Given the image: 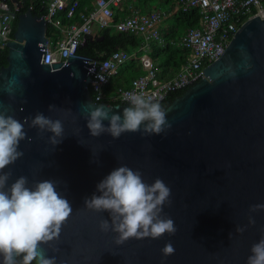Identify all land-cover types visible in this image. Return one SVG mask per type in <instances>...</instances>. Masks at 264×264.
Masks as SVG:
<instances>
[{
	"label": "water",
	"instance_id": "obj_1",
	"mask_svg": "<svg viewBox=\"0 0 264 264\" xmlns=\"http://www.w3.org/2000/svg\"><path fill=\"white\" fill-rule=\"evenodd\" d=\"M15 18L13 38L4 41L0 105L22 123L27 118V135L19 145L24 155L4 170L12 174L8 185L20 176L29 186L56 181L73 209L59 240L42 245L46 254L56 264H246L251 246L264 236V210L249 212L264 204V17L244 20L201 68L202 76L166 102L170 129L118 139L107 132L92 137L82 106L104 104L122 114L127 98L93 101L88 81L94 60L66 54L65 61L41 63L45 21L29 10ZM37 112L62 120L60 144L51 143V132L31 127ZM119 166L139 170L146 183L160 178L170 187L172 203L163 211L175 222L174 236L117 245L115 233L99 230L110 216L88 210L85 198L100 195L98 183ZM249 215L255 225H248ZM245 226L242 234L236 231ZM169 242L175 254L164 257Z\"/></svg>",
	"mask_w": 264,
	"mask_h": 264
},
{
	"label": "clouds",
	"instance_id": "obj_2",
	"mask_svg": "<svg viewBox=\"0 0 264 264\" xmlns=\"http://www.w3.org/2000/svg\"><path fill=\"white\" fill-rule=\"evenodd\" d=\"M127 101L129 106L123 108L122 114L114 113L104 104L83 105L88 113L89 134L99 137L107 132L118 139L124 133L160 135L171 128L159 102L137 94H129ZM54 109V105L49 106L50 111ZM104 121H108L107 126ZM26 122L27 118L22 123L13 115H7L0 105V264H33V261L56 264V257H49L42 245L59 240L62 226L73 211L70 202L57 190L56 181L46 179L29 186L28 178L20 176L9 186L12 174L4 171L24 155L19 145L27 135ZM31 127L51 132L53 145L64 139V124L60 119L37 112ZM28 139L31 142V138ZM97 191L100 195L85 198V207L97 213L108 212L111 222L102 219L98 228L103 233H115V244L122 245L133 238L160 239L165 234H176L175 222L163 211L172 201L171 189L162 179L156 178L149 184L139 170L119 166L98 183ZM259 210H264V204L249 208L250 213ZM255 223L249 215L248 225ZM245 230L246 226L236 228L241 234ZM161 251L164 257L175 254L171 242ZM250 253L246 264H264V236L251 246Z\"/></svg>",
	"mask_w": 264,
	"mask_h": 264
},
{
	"label": "built area",
	"instance_id": "obj_3",
	"mask_svg": "<svg viewBox=\"0 0 264 264\" xmlns=\"http://www.w3.org/2000/svg\"><path fill=\"white\" fill-rule=\"evenodd\" d=\"M120 1L91 0L89 7L77 10V0H39L44 11L41 17L58 30L54 42L47 37L41 63L65 61L66 54L75 55L76 47L86 35L94 37L104 27L111 26L115 31L130 32L141 38L140 45L132 52L116 49L102 59H93L97 65L90 72L88 89L95 102L122 103L129 94L159 102L179 93L202 76L201 68L217 57L244 20L264 17V0H174L168 11L139 12L129 8L125 15L113 21V9L119 7ZM24 2H28L26 10L30 11L31 0H0V48L5 47L4 41L13 38L12 20ZM190 8L198 9L196 26L185 28L170 41H177L186 54L172 73L160 77L154 61L146 53L149 43L163 45L164 34L169 31L164 21L176 11ZM59 11L64 13L65 23L55 17ZM130 59L137 62L142 74L132 78L125 88L108 87L118 67Z\"/></svg>",
	"mask_w": 264,
	"mask_h": 264
},
{
	"label": "trees",
	"instance_id": "obj_4",
	"mask_svg": "<svg viewBox=\"0 0 264 264\" xmlns=\"http://www.w3.org/2000/svg\"><path fill=\"white\" fill-rule=\"evenodd\" d=\"M90 1L91 0H77V10H81L83 7H89ZM173 2L174 0H121L119 7L113 9L112 20L116 21L119 17L125 15L129 8H133L139 12H149L154 9L168 11ZM27 5L28 2H24L17 13L24 12L27 9ZM31 5L32 7L30 12L33 15L43 14L44 11L43 9H40L39 0H31ZM55 17H58L61 23H65L67 21L63 12H57ZM197 18V8H190L187 11H176L173 15L166 19L170 20L169 24L171 25H168L169 31L164 34V44L158 46L154 42L149 43V47L146 51H149L148 55L154 61L160 77H167V75L172 73L186 54L185 50L181 49L179 51L177 49H172L170 46V41L175 36L179 35L176 32V27H180L183 30L187 27H194L197 24ZM15 21L16 18L14 17L11 25V35L15 28ZM45 35L50 38L52 42H54L58 35V30L51 25L46 24ZM140 43L141 38L136 34L115 31L111 26H109L99 29L94 37L86 35L83 42L76 47L75 54L91 59H102L116 49L132 52L137 49ZM5 54L6 48H0V66L6 64L4 57ZM140 74H142V70L137 62L133 59L127 60L118 67L116 74L111 77L108 87L114 86L125 88L129 85L132 78ZM89 94L91 96L90 91ZM173 95L174 94H171L166 99L159 101L161 107H163ZM33 264H37V262L33 261Z\"/></svg>",
	"mask_w": 264,
	"mask_h": 264
},
{
	"label": "rangeland",
	"instance_id": "obj_5",
	"mask_svg": "<svg viewBox=\"0 0 264 264\" xmlns=\"http://www.w3.org/2000/svg\"><path fill=\"white\" fill-rule=\"evenodd\" d=\"M169 21L170 20H165L164 23L167 24V25H171V24H169L170 23ZM168 28H169V26H168ZM176 28H177L176 29L177 34L180 35L183 32V29H181L180 27H176ZM175 38H176V36L173 39H175ZM158 46H161V45H158ZM170 46H171L172 49H177L179 51L181 49L184 50L181 46H179V43L177 41H174V42L170 43ZM146 53L149 54V51H146Z\"/></svg>",
	"mask_w": 264,
	"mask_h": 264
}]
</instances>
